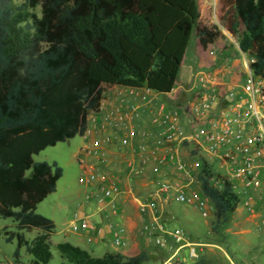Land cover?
Returning <instances> with one entry per match:
<instances>
[{"label":"trees","instance_id":"obj_1","mask_svg":"<svg viewBox=\"0 0 264 264\" xmlns=\"http://www.w3.org/2000/svg\"><path fill=\"white\" fill-rule=\"evenodd\" d=\"M233 9L237 23L226 30L253 59V74L264 77V0H235ZM192 34L203 49L224 37L217 24L200 20L197 0H0V218L15 224L2 235L16 243V264L22 248L30 264L52 257L55 224L36 208L55 192L62 169L33 157L84 136L88 116L100 112L108 89L169 94ZM197 182L213 207L211 231L217 233L240 198L204 161ZM33 231L28 240L24 232ZM56 248L66 264L148 260L145 253L94 257L68 242Z\"/></svg>","mask_w":264,"mask_h":264},{"label":"rangeland","instance_id":"obj_2","mask_svg":"<svg viewBox=\"0 0 264 264\" xmlns=\"http://www.w3.org/2000/svg\"><path fill=\"white\" fill-rule=\"evenodd\" d=\"M234 1L221 0V2L215 3L211 2V0H198L203 17H211L215 9H218L219 16H217V20L220 25L222 23L221 26H225V22H228L229 25L224 27V37L221 38V43H227V49L233 47V43L237 42L236 38L226 30V28L234 27L237 23L233 9ZM202 19L200 20L202 21ZM240 30V26L237 25L235 31L239 33ZM196 39L195 34H192L185 51L184 63L178 73L174 94L151 92V97L155 99L154 101L150 102V96H145L148 102L144 103L146 100L141 96V101L143 102L139 101L134 105L122 104L120 107L123 112L116 107H110L106 113H102L103 116L100 123L94 121V114L92 113L88 119V133L85 137L76 136L66 142H59L55 146L47 147L33 157L36 162H55L62 169V176L56 183L55 192L43 200L36 210L37 213L53 220L55 224V231L51 236L52 244L50 250L52 257L47 264H66L56 248V245L59 243L68 242L78 247L88 245V252L94 257H101L107 250L115 247L110 242L111 239L108 242H103L100 239L97 243L94 240L90 243L86 242L87 236H91L92 234L88 232L87 235H83V232L73 230V226L70 225L71 220L74 219V214L83 212L87 216L93 213L99 206L98 202L91 196V189L79 182V177L83 173V170L80 168V161L83 160L85 164L95 161L93 156L84 154L82 149L88 146L89 141L96 139L100 142V149L105 152L108 160L109 156H107V152L116 151L114 161L120 166H123L124 161H129L132 166H135L139 160H150V157L153 158V155L161 147L159 131L171 125L169 123L157 122L159 113L161 112V103L166 104V111L172 114L175 120L171 121L179 128L180 132L184 135L189 134L191 123L190 109L191 104L194 102L197 91L196 87L198 86L193 87V84H198L199 73L202 71L207 72V69H196V71L193 69L197 64V57L195 55ZM213 48L215 49V45ZM223 54L222 57L221 53L216 49L214 55L210 56V58L217 60L215 62L217 67L222 68L223 74L226 75H229V68L233 62H238V65L242 66L243 61L249 58L248 55H242L236 48L223 50ZM192 76H195L193 84L190 82L180 83L188 77L191 79ZM208 91L209 89H204L205 93ZM175 95L177 98L172 99ZM166 111L162 113H166ZM114 121L121 124L122 131L117 132L115 130L113 126L115 125L113 124ZM179 148L182 151V155L184 154L183 158L188 159L193 156L194 151H192L191 146L186 141H182ZM179 155L181 156V153ZM188 161L191 162L190 159ZM95 169L101 172L100 167ZM216 169L219 170L218 168ZM197 173L194 172L193 175L196 176ZM157 180V187H159L160 182L175 183V180L172 178L162 177ZM181 183L183 184V181ZM190 186L191 189L196 188L195 184H191ZM186 189V187L183 188L184 191ZM173 203L176 209H189L192 217L200 224L202 228L200 240L216 244V247L205 248V252L202 253V257L200 258L207 260L209 264H222L221 261L224 259L220 255L222 252H226L235 264H264L263 218L253 222H241L237 224L236 216H231L228 222L222 226L219 234H212L209 231L208 237L204 221H209L210 217L203 219L200 211L188 203L177 202L175 199ZM235 213H237L238 217L244 215L241 212V206H238ZM102 214L97 211L90 218L96 224V234L100 229L105 230L108 224L107 220H102ZM76 222L77 224L80 223V221ZM176 226L187 230V227L182 222H178ZM4 228L10 231L16 230L15 224L11 219L0 218V264H16L13 257L16 243L5 241L2 235ZM24 234L28 240H31L34 238L36 231L24 232ZM172 245L173 241L168 239L166 246L160 247L151 238L149 248L147 249L150 258L143 264H161L165 262L164 260H166L168 255H162V252L169 251L168 249ZM198 254L199 250L196 249L195 258H197ZM173 256V254H169L168 260L174 258ZM179 258L185 260L186 264H193V259L189 257L187 250L181 251ZM31 260L32 257L22 248L20 250L21 264H30Z\"/></svg>","mask_w":264,"mask_h":264},{"label":"built area","instance_id":"obj_3","mask_svg":"<svg viewBox=\"0 0 264 264\" xmlns=\"http://www.w3.org/2000/svg\"><path fill=\"white\" fill-rule=\"evenodd\" d=\"M234 45L240 51L238 43L234 42ZM206 50L209 56H213L216 49L212 46ZM252 61L250 57L243 61V70L240 72L243 83L237 91L226 86L223 81L225 74L214 67L207 69L208 73H199L197 91L190 109L189 134L180 132L171 121L175 119L169 112L160 114L157 122L171 124L162 136L164 143H170L175 137H179L181 142L186 141L194 151L193 157H196L194 166L200 169L202 161L210 165L214 173L230 183L232 190L240 198L239 204L249 212L260 210L261 218L264 219V77L253 74L250 69ZM204 89L209 91L205 93ZM142 98L145 99V96ZM82 152L99 156L101 162L106 163L105 156L100 152V142L96 139L89 141ZM123 167L132 173L138 172L129 161H124ZM177 169L185 171L186 165L178 162ZM211 181L217 184L215 178ZM79 182L91 189V196L99 204V211L115 209V198L122 193V188L112 176L101 173L94 167H83ZM170 191H174L177 202L195 205L204 217L209 215L211 204L202 194H187L178 183H159L158 193L165 196ZM137 210L140 214L147 211L155 213L157 202L151 198L140 200L137 202ZM74 219L80 223L76 222L73 230H95V224L86 217L76 214ZM157 220L155 224L158 234H154L149 226L145 227L146 233L156 245L165 247L168 239L178 245L186 243L185 233L168 232ZM121 234V229L113 231L116 246H124ZM193 252L191 249L190 256Z\"/></svg>","mask_w":264,"mask_h":264},{"label":"crops","instance_id":"obj_4","mask_svg":"<svg viewBox=\"0 0 264 264\" xmlns=\"http://www.w3.org/2000/svg\"><path fill=\"white\" fill-rule=\"evenodd\" d=\"M211 2L219 3L221 2V0H211ZM197 3L199 8L198 0ZM199 12H200V19L203 18L202 19L203 23L206 24L218 23L217 25L220 27L222 32L224 31V27L229 25L228 22H225V26L220 25V23L217 20V16H219L218 9H215L211 17H207V18L203 17V13L200 8H199ZM214 45H215V49H217L221 53L222 57L224 55L223 50L236 48L234 47L235 46L234 45L233 47L227 49V43H221V39H219L213 45H209L208 48ZM195 55L197 57V64L193 68L195 71L196 69L197 70L209 69L210 67H214L215 70L222 71L221 70L222 68L217 67V64L215 63L217 62V60L215 58H210L207 50L203 49L202 46L199 44L198 39H196ZM184 58H185V54L181 66L184 63ZM241 70L243 69L240 65H238V62L232 63L231 67L229 68L230 71L228 72L229 75L225 74L223 80L227 87H232L236 91L239 90V87L243 83L240 73ZM194 77L195 76H192L191 79H189L188 77L185 80H182L180 83L190 82L193 84ZM196 86L197 84L196 85L193 84V87ZM175 88L176 86H174L173 90L170 93L174 94ZM103 95H104V99L102 100L100 112L93 113L94 121H96V123L101 122L103 116L102 113H106V111L110 107L111 108L116 107L118 108V110L120 109V111L123 112V110L120 107L122 104L134 105L137 102L141 101L142 99L141 96L142 97L150 96L149 97L150 102L155 100L153 97H151V91L147 89L135 90V89L122 88V87H114L104 91ZM173 98H177L176 95L172 97V99ZM147 102L148 100L144 101V103ZM160 109L161 112L159 113V116L162 112L166 111L167 109L166 104L161 103ZM110 114H112V112H110ZM91 115L92 113L88 116V119ZM109 118H111V116H109ZM88 119H87V126H88ZM113 124H115L113 126L117 132L122 131L120 123L114 121ZM168 129L169 127L163 128L162 130L159 131V138L161 143L160 144L161 147H159L158 149L159 152L157 151L153 155V158L150 157V160L147 161L139 160L137 164L133 166L135 169L138 170L137 173H132L127 168L120 166L119 164H116V162L114 161L116 151L107 152V156H109V160H108V158H106L105 152L100 149L101 154H103L106 158V163H102L101 158H99V156H93L88 154L89 156H93L95 158V161H92L90 164L88 163L85 164L84 162L80 164V168L82 170L83 167H85L86 169L89 167H94V168L100 167L101 173L112 176L121 185L122 188V193L115 198L114 210L99 211L97 207L93 213L88 214L87 216L83 212L78 213V215L84 216L88 218L90 222H93L92 220H90V218L93 214H95L98 211L100 213H103L101 216L102 220H107L108 222L106 229L98 230L97 234L95 230H91V231L80 230L81 232H83L82 233L83 235H87L88 232L89 234H92L91 236H87L86 242L90 243L94 240L97 243L99 239L103 242H108L111 239L112 241L110 240V242L114 244L113 231L117 229H121L122 230L121 237L124 242V246H116L114 244L115 247L111 248V250H107L106 252H119L126 256H133L139 253H145L149 259L150 254L147 251V249L149 248V243L152 237L146 233L145 227L149 226L154 234H158L155 224V220L158 219L157 221H159V223H161L168 232L179 231L185 233L186 235L185 238L186 243L182 245L173 243V245L168 249L169 251L162 252V255L167 254L168 256L166 260H164L165 262H162L161 264H169V262L172 260H180L185 263V260H181L179 258L180 252L184 250L188 251V255L191 259H193V264H194L199 259H203L200 257H202V253L205 252V248L216 247V244L208 243L207 241L200 240L202 228L200 227V224L192 217V214L189 211V209H185V208L176 209V207H174V203H173L174 202L173 198L175 194L174 191H170L165 196L163 194L158 193L157 179L165 177V178H172L173 180H175V183L178 184H182L181 182L183 181V184L181 186L183 188L185 187L187 188L185 191V193L187 194H191L193 192H198L201 194L198 186L199 184L197 182V175L196 176L193 175L194 172H199V169L194 166L196 158H191L193 156L189 157L188 159H190L191 162H189L187 158H183L184 154L182 155V151L179 148L181 143L179 141V137H175V139H173L170 143H164L162 141V136L167 132ZM87 133H88V129L84 137L87 135ZM179 153H181V156L179 155ZM171 157L172 159H170ZM178 162H181L186 165L185 171H179L177 169ZM191 184H195L196 188L191 189L190 186ZM147 197L154 199L157 202V211L155 213L152 211H147L145 214H140L137 210V202L143 200L144 198L146 199ZM190 205L197 208L200 211L201 217L203 219H207L209 217L211 218L209 221H204V224L206 226L207 236L209 235L208 234L209 231L212 234H219L223 225L221 226V228L218 230L217 233L211 231V222L213 220L212 205H210V213L207 217L203 216L202 211L198 207L192 204ZM238 206H241V212H243L244 215L238 217L237 213H235L237 211L236 209V211L232 216L234 215L236 216L237 224L241 222H253L261 218L260 210H256L257 212H249L241 204H239ZM75 215L76 214H74V216ZM178 222L180 223L182 222L187 227V230L178 228L176 226ZM70 225L72 226L76 225L75 219L71 220ZM88 238H91V241H88ZM80 248L88 251V245L80 246ZM191 249H193L194 252L193 255L190 256ZM196 249L199 250V254L197 258H195ZM169 254L171 255L173 254L174 258L168 260ZM220 257L224 259L223 261H221L222 264H235L232 261L231 257L226 252H222Z\"/></svg>","mask_w":264,"mask_h":264}]
</instances>
